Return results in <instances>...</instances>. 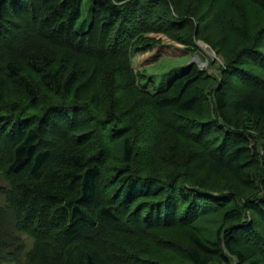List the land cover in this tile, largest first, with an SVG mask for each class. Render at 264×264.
Here are the masks:
<instances>
[{
  "label": "trees",
  "instance_id": "trees-1",
  "mask_svg": "<svg viewBox=\"0 0 264 264\" xmlns=\"http://www.w3.org/2000/svg\"><path fill=\"white\" fill-rule=\"evenodd\" d=\"M40 1L0 0V46L11 41L3 23L36 15ZM45 1L48 41L123 67L125 55H117L132 37L136 0H92L85 32L77 30L85 0ZM247 2L264 9V0ZM257 26L246 25L222 80L193 63L166 90L147 96L157 121L153 140L173 133L194 146L168 143L161 174L144 171L137 127L123 125L114 107L97 116L102 98L93 75L80 80L67 62L56 66L50 46L30 49L24 65L0 59V175L8 183L0 264H110L99 246L107 228L137 239L136 253L120 246L125 263L264 264V75L255 71L264 69V24ZM155 43L135 44L149 51ZM237 79L246 87L235 90ZM10 83L19 97L9 106ZM221 173L243 188L219 185L214 177ZM202 221L214 228L210 238L199 234ZM185 228L192 233L183 262L146 256L145 238L166 247L160 233ZM20 233L34 240L29 252Z\"/></svg>",
  "mask_w": 264,
  "mask_h": 264
},
{
  "label": "rangeland",
  "instance_id": "rangeland-1",
  "mask_svg": "<svg viewBox=\"0 0 264 264\" xmlns=\"http://www.w3.org/2000/svg\"><path fill=\"white\" fill-rule=\"evenodd\" d=\"M247 1L176 0L175 4L167 0H136L132 3V5H139L132 15L134 31L129 34L132 37L127 39L125 45L122 46L123 51L117 55H125L126 60L122 63L125 71L123 67L114 68L101 59L85 57L63 48L60 44L48 41L47 34L51 22L45 23L44 21L47 16L45 11L47 4L45 0H42L37 7L36 15L27 11L30 13L26 19L13 17L3 23L6 32L10 34L8 37L11 41L8 39L6 42L5 40V44L0 46V59L10 60L15 57L21 65H24L30 49L35 48L36 50L41 46L45 49L50 46L55 56L56 66L67 62L72 68L81 71L80 80L92 79L91 75H93L96 86L99 87L96 90L95 86V90L100 92L102 98L100 108H96L97 116H104L105 107H114L120 121H124L123 125L137 127L139 131L136 137L141 140L139 144L141 159L144 157L148 159L144 171L150 174H161L166 168L162 156L167 154L171 147L168 143L178 145L180 150H193L194 146H191L190 142H184L182 138L173 133H168L167 140L161 134L155 141L153 140L157 134V121L147 96L166 90L169 84L187 72L193 63H197L200 69L208 75L222 80V75L227 70V61L233 57V49L241 39L242 33L245 32L246 25L253 26V31H256L260 28L257 25L264 24V9ZM92 6V0L84 1L82 17L77 25L79 32L88 31L92 21ZM173 19L180 24L177 23L174 26ZM256 27L259 28L256 29ZM225 34L229 38L223 42ZM0 38H4L2 34ZM142 38L153 39L156 42L155 46L149 51H138L135 43H139ZM96 40L98 41L97 38ZM220 43L224 46L223 50L216 49ZM262 44L261 51L264 53V40ZM119 47L120 45L116 49L118 50ZM255 71L256 74L264 75V69L261 67ZM0 74L6 76L2 68H0ZM245 82L237 79L234 85L235 90L246 87ZM10 85L7 102L9 106L19 97V92L11 83ZM47 99H50V102L53 101L51 98ZM68 100L75 103L70 96ZM164 136L167 137V135ZM251 142L254 144L252 140ZM2 161L3 158H0V164ZM109 161L112 164L111 158ZM3 167L0 166V168ZM137 169L139 170L138 167ZM106 179L110 182V175L107 171ZM214 179L219 185L226 184L229 187L233 185L236 188H243V182L229 178L225 173L216 175ZM245 187L244 185V189ZM3 188H8V183L4 176L0 175V205H6V196L2 194ZM201 226L200 233L197 230L193 232L199 233L206 239L210 238L214 233V228L204 221L201 222ZM191 231V228L162 231L160 234L167 238H165L166 247L149 240L150 238H145L148 246L144 252L146 256L153 259L183 262L185 256L182 250L190 243ZM19 235L25 239L26 251L29 252L34 246V240L25 233ZM105 237L107 241L99 242V246L109 253L110 264H132L125 263L119 251L124 246L131 253L138 252L137 239L123 236L108 228L105 230ZM127 255L124 253V257Z\"/></svg>",
  "mask_w": 264,
  "mask_h": 264
}]
</instances>
